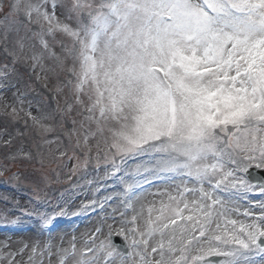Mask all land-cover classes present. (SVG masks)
I'll return each mask as SVG.
<instances>
[{"label":"snow or ice","instance_id":"snow-or-ice-1","mask_svg":"<svg viewBox=\"0 0 264 264\" xmlns=\"http://www.w3.org/2000/svg\"><path fill=\"white\" fill-rule=\"evenodd\" d=\"M0 45L12 63L0 66V87L15 86L18 61H51L66 77L69 137L77 148L98 136L105 146L95 165L104 178L80 183L91 157L73 155L70 186H33L31 209H21L49 233L69 215L99 214L95 228L67 246L51 234L15 249L0 241V264H44L45 255L49 264H264V180L247 175L264 169V0H0ZM26 115L51 131L48 116ZM13 139L0 144L11 149ZM43 143L41 161L64 166L67 152L51 148L59 141ZM20 158L34 157L4 156ZM106 178L122 188L99 196Z\"/></svg>","mask_w":264,"mask_h":264},{"label":"rangeland","instance_id":"rangeland-1","mask_svg":"<svg viewBox=\"0 0 264 264\" xmlns=\"http://www.w3.org/2000/svg\"><path fill=\"white\" fill-rule=\"evenodd\" d=\"M2 47L0 45V66L8 63L11 68V58L9 57L5 60ZM58 48L59 46L57 45V50ZM52 67L51 61H46L44 69H41L40 67L33 68L30 60H20L16 63V70L10 77V83L15 86H9L6 89L0 87V136L3 139H7L9 135L14 137L11 149H6L0 144V164L7 163L10 165L7 169L0 167V173H2L0 175V216L7 214L9 219L22 216L21 209H31L34 195L33 186L44 188L45 191H51L52 187L57 189L69 187L67 178L71 173L72 165L77 163L75 159H69L73 155L79 156L82 164L86 158L85 153H90L89 175L80 180V183L85 180H101L104 178L103 163H101L98 172L95 170L97 152L99 151L101 161L104 158L105 146L102 142L103 138L98 136L96 139H90L89 144L83 149L76 147V136L73 134L70 138L68 135L73 127L71 118H64L62 115V110L68 97L67 89L64 86L66 77L59 70L56 72L51 71ZM4 83L3 80H0V85ZM14 93L17 95L22 94L23 103L17 102L13 95ZM12 106L18 109V115L15 119L9 114ZM21 108L23 111H19ZM28 112H31L33 116H48L49 118L43 123L51 131L44 132L40 127L34 126L32 120L26 115ZM73 116H75V113H73ZM17 132L24 133V135H17ZM44 140L59 141V144L53 143L51 148L55 151L59 147L60 151L67 152V156L64 157V166L58 167L56 163H50L48 159L41 161L40 157L36 155V145H40L42 150L48 153L49 145L43 143ZM21 150L23 152H31L34 158L32 160L20 158L15 162L4 160L7 152H18ZM14 167H21V176L20 174L18 176L11 173V168ZM57 172L59 176H57ZM82 175V172L77 173V177H74V180ZM13 177L17 179H13ZM103 183L105 189L99 193V196L117 193L122 188L116 178L115 180L113 178L103 179ZM46 184H49L50 187L46 188ZM188 186L192 187L191 184ZM163 187V185H154L149 191L155 192L158 188ZM252 195L255 199L261 198L258 193ZM89 198H91L90 192ZM149 199H153V197L150 196ZM156 199H159V197H156ZM75 203L79 205L80 200ZM45 210L51 213L52 206H48L47 209L41 208V211ZM56 211L58 212L59 209H56ZM71 211L75 212L76 208L73 207ZM70 216L73 218L69 223L62 224L59 223L60 217H57L51 233L42 227L41 221L35 216L23 215L21 226L19 224L13 226L0 222V241L10 243L12 248L15 249L20 246L17 243L20 240L29 243L39 241L43 244L51 234L54 243L58 244L61 237H63L65 246H67V241L73 235L79 238L82 233L94 229L99 220V214ZM27 221H30V223H26ZM107 223H112V221L109 220ZM16 227L20 229H16ZM17 259H21V257H17ZM23 259H27V254H25ZM51 259L53 264H55L56 257L53 256ZM44 264H49L47 255L44 257Z\"/></svg>","mask_w":264,"mask_h":264},{"label":"water","instance_id":"water-1","mask_svg":"<svg viewBox=\"0 0 264 264\" xmlns=\"http://www.w3.org/2000/svg\"><path fill=\"white\" fill-rule=\"evenodd\" d=\"M249 174L253 177V176H255V175H258V181H262V180H264V171H260V170H258V171H254V170H250V172H249ZM115 242L117 243V244H121L122 245V238H120V237H115Z\"/></svg>","mask_w":264,"mask_h":264},{"label":"bare ground","instance_id":"bare-ground-1","mask_svg":"<svg viewBox=\"0 0 264 264\" xmlns=\"http://www.w3.org/2000/svg\"><path fill=\"white\" fill-rule=\"evenodd\" d=\"M113 180H115V178H113ZM73 217L72 216H65V217H60V221L59 223H69V221L72 219ZM26 223H30V221H27ZM22 224H19V226H21ZM16 229H20V228H17Z\"/></svg>","mask_w":264,"mask_h":264}]
</instances>
